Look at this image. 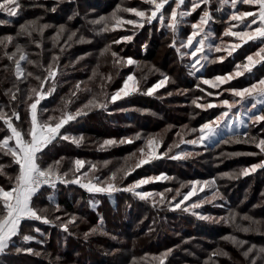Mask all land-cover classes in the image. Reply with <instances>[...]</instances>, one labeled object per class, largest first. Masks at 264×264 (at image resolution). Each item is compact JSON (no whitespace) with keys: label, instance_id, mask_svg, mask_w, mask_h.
<instances>
[{"label":"trees","instance_id":"16d2710c","mask_svg":"<svg viewBox=\"0 0 264 264\" xmlns=\"http://www.w3.org/2000/svg\"><path fill=\"white\" fill-rule=\"evenodd\" d=\"M21 3L24 5V10L19 17L9 18L5 13L0 12V20L11 19L12 21L11 24L0 25V36L15 35L20 24L26 20L42 17L40 23L56 26L63 23L69 29H79L78 35L82 34L87 40L92 41L91 43L73 42L71 47H65V51L59 53V47L53 48L51 40L56 29H47L44 33V52L41 59V56L36 55L40 49H37L27 37L18 38V42L25 47L33 60L41 61L47 65L53 52L59 53L61 57V74L57 77L56 91L38 106L40 109L47 110L43 112L41 117L43 120H47L49 115L60 116L61 113L58 109L63 106L62 98H69L74 85L79 81L84 82L81 89L87 87L91 91L82 90L78 93V98H74L75 102L70 105L72 111L86 103L94 95H98L101 77L111 75V81H105V91L110 94L122 87L124 79L132 73H135L136 79L140 81L142 90L152 87L161 78V73H166L175 81V83L169 82L166 87L160 88L152 96L135 93L115 104H109L107 111L93 109L87 116L80 118L78 123L72 122L65 126L72 135L79 136L82 134L84 136L85 139L79 147L68 141L57 140L45 150L47 155L43 159L48 163L62 156L65 157L64 170H67L71 166V162L77 158L96 164L95 175L99 176L102 181L107 180L112 172L121 167L133 166L140 157L137 149L145 148L147 152L145 141L149 136H155L162 140L158 153H164L170 145L178 143L179 137L174 134L176 132L165 130V125L171 123L178 128L185 124L189 128L200 126L199 119L202 111L191 106V100L199 92L198 90L192 91L196 87L197 80L200 76L212 78L215 75L228 73L232 70V62L238 61V57L244 59L248 53L245 44L243 46L245 48L238 54L239 56L234 53L233 56L227 57L223 63H209L200 73L190 74V69L186 65H189L191 61L188 58L182 61L175 50L168 46L172 39L171 32L166 28H161L157 21H153L151 26L146 24L143 29H136L131 42L112 45V50L118 52L122 57L133 58L139 62V66L126 64L113 66L110 54L101 56V49L106 44L111 43L112 40L120 39L124 35H133V26L125 25L116 31L101 33L99 32L101 26L92 25L88 21L98 19L101 16H109L118 5L147 9L149 6L142 4L141 0H79L80 6L77 10L80 15L72 21H68L67 17L72 15L76 5L62 4L56 13H52L45 12L43 8L34 5L44 4L45 7L51 8L54 0H21ZM185 3L188 5L189 0H185ZM171 6L175 7L174 4ZM218 6V0H212L215 22L209 26L219 37L228 26L225 21L231 13V8L229 5H225L222 11L217 12L215 9ZM165 7L167 10L168 6ZM239 7L241 10L245 8L244 6ZM252 9L256 8L252 7ZM199 13L200 10L198 9L192 16L186 17L185 22L180 25L181 39H185L187 34L192 31L191 23L199 19ZM120 15H123L125 19H139L129 13H121ZM67 34L66 32L61 36V45H63ZM36 39L39 37L37 36ZM223 40L225 43L229 41L228 37H224ZM218 41L216 42L218 43ZM145 43L148 45L147 49L142 47ZM163 46L166 51L159 57ZM13 50L14 46L9 45L8 51ZM216 55L219 54L212 53L213 57ZM78 57H83V59L77 62ZM4 65H8L7 72L4 71ZM22 66L34 74L44 75L37 67L26 65L24 62H22ZM263 68L260 64L256 65L253 69L256 73L254 79L259 77ZM93 70L98 75L90 81L89 78L92 77ZM247 75L246 72L245 77H239L233 81V84L239 81L243 84L252 81V78H247ZM12 83V64L3 58L2 51H0V107H4L8 103V97L4 96L3 93L5 89L12 86ZM30 86H37V81L30 78L26 83L20 85L25 90ZM181 87L189 90V98L168 95L170 91ZM180 102L184 103L185 106L175 107ZM121 108L127 109V111H120ZM4 110L8 111L6 107ZM19 110L22 119L27 121L28 117L24 111V106H20ZM150 117L156 119L153 120L155 124L149 123ZM2 125L3 122L0 121V126ZM23 127L27 129L28 124L24 123ZM256 128L250 130L251 134L256 135L260 132L261 129ZM61 131L64 132L65 129ZM245 131L247 130L225 135L220 139H228ZM137 133L140 134L141 139L132 144L117 143L101 148L105 140L120 141L125 137H134ZM4 134L3 131H0V137ZM196 134L193 133V136ZM188 137L192 136H185V139H190ZM207 150L205 158L209 164L208 167L213 168L215 172L223 173L239 169L240 160L238 158L230 159L231 157L227 155L229 151L226 144L215 143ZM179 151L180 148L174 147L169 156ZM189 151H193V149ZM133 152L137 153L136 157L128 159L126 162V158ZM220 159L222 163L226 161L228 164L220 166L218 164L220 162H217ZM105 161L109 162L106 167L104 166ZM0 162L7 164L10 162V157L0 154ZM194 163L195 160L192 158L172 160L165 156L161 159H153L151 163L136 169L126 179L118 180V184L127 186L142 177L163 173L174 179L150 183L139 190L158 193L163 192L166 188H171L173 192L167 194L168 199H171V196L175 195V189L179 188L181 183L194 180L196 177L193 174L194 169L190 167ZM87 167L86 163L85 169L82 171H87ZM7 171L9 174L15 173L14 168H9ZM247 177H240L235 180L220 179L219 188L224 194V200H213L198 209L189 208L187 213L180 210L170 211L167 205L153 207L150 202L141 201L128 192H117L108 196L106 194H91L75 184L67 186L59 184L54 194L60 209L67 212L68 215L75 214L81 218L75 226H70L72 234L68 235L58 228L39 221L25 222L23 234L35 235L37 239L45 240L44 244H37L33 241L25 246H30L45 254L39 257L12 254L3 259L6 264H50V262L51 264H158V260L154 258L159 257L168 249H173L174 251L168 256L166 264H203L210 253L223 244V250L230 254L231 259L227 257L215 258L218 260V264H248V261L241 255V250H237L230 242L222 240L221 237L230 234L236 235L239 239L247 240L249 244H255L259 247L264 246V234L243 233L237 231L230 224L200 220L192 214L196 212L205 216H216L221 213L224 217H228L230 210H234L241 216L248 214L256 220L264 221V203L260 207L257 205V201L262 196L261 193H264V170H258L249 180ZM0 185L5 186L6 189L10 186L9 181L4 176H0ZM188 190V188H184L181 191L187 192ZM48 192H52V190L49 189ZM47 194L45 193V196L37 201L39 207L49 206L46 199ZM181 198L178 197L177 200ZM156 199L158 200L159 197ZM90 200L98 201V207L95 209L91 207L89 205ZM189 203L185 202L181 207L190 205ZM100 216L104 218L105 230L108 235L97 234L86 241L84 233L96 225ZM238 222L242 223L243 226H248L249 223L248 221H239V218ZM33 227L40 228L44 236L41 237L32 232L31 228ZM212 231L216 235L210 234ZM112 236L117 238L114 240L111 238ZM13 239L18 244L20 243L19 237ZM195 244L200 245L201 249L194 246ZM248 246L245 245V248Z\"/></svg>","mask_w":264,"mask_h":264},{"label":"snow or ice","instance_id":"6c2138e0","mask_svg":"<svg viewBox=\"0 0 264 264\" xmlns=\"http://www.w3.org/2000/svg\"><path fill=\"white\" fill-rule=\"evenodd\" d=\"M218 2L219 6L215 9L217 12L222 11L225 5H230L231 8V13L228 15L227 21H225L228 26L219 37L216 36L214 30L209 26L215 22L212 11V0H189L188 5H186L185 0H141L142 4L149 6L147 9L118 5L116 10L109 16H101L98 19L88 21L92 25L101 26L99 28V32L101 33L116 31L125 25L133 26V35H124L120 39L112 40L111 43L106 44L101 49V56L110 54L113 66L124 64L139 66V62L133 58L122 57L118 52L112 50V45L131 42L136 29H143L146 24L151 26L153 25V21H157L161 28H166L171 32L172 39L168 46L175 50L182 61L185 58L191 61L189 65H186L190 69V74L200 73L206 64L223 63L227 57L233 56L238 49L248 44L249 41H259L261 45L254 54L245 56L246 62L237 63L234 71L223 75H215L212 78L199 77L196 89L201 93H205V95L194 97L191 100V104L196 109L205 112L210 109H220L218 115L200 124L198 128H189L187 124L182 125L181 131L176 133L177 137H179V142L170 145L164 153H158L157 151L162 144V140L155 136H149L145 141L147 152L145 148H138L137 151L140 157L137 159V162L131 167L117 169L105 181H102L99 176L95 175L97 170L96 164L77 158L71 162V166L67 170H64L63 162L65 161V157L62 156L48 163L43 159L47 155L45 150L57 140L68 141L79 147L85 139L84 136L82 134L79 136L72 135L65 126L70 125L72 122L78 123L80 118L87 116L93 109L107 111L109 104H115L117 101L123 100L125 97L135 93L152 96L160 88L166 87L169 82L175 83V81L166 73H161V78L152 87L142 90L140 81L136 79L135 73H132L124 79L122 87L110 94L105 91V81L110 82L112 79L111 75L101 77L98 95H94L86 103H83L72 111L70 110V105L75 102L74 98H78V93L82 90L91 91L87 87L81 89V85L84 82L79 81L74 85L69 98H62L63 106L58 109L61 113L60 116L49 115L47 120H43L41 117L43 112L47 110L40 109L38 106L56 91L58 84L57 77L61 74V57L59 53H63L65 47H71L73 42L91 43L92 41L87 40L82 34L78 35L80 33L79 29H69L63 23L58 26L40 23L42 17L26 20L20 24L15 35L0 36V51H2L3 58H6L12 64L13 76L12 86L5 89L3 93L4 96L8 97V103L4 107H0V121L3 122V125L0 126V131L5 133L0 137V154L10 157L9 163L0 162V176H4L10 185L7 189L5 186L0 185V264H6L3 258L12 254L17 256L27 254L37 257L45 254L36 251L30 246H25L31 244L33 241L37 244L45 243L44 239H37L35 235L23 234L25 222L39 221L58 228L68 235L72 234L70 226H75L81 218L75 214L68 215L65 213V216L55 214L61 211L54 194L59 184L65 186L75 184L91 194H106L108 196H112L117 192H128L141 201L150 202L153 207L157 205L164 207L167 205L170 211L180 210L187 213L189 208L198 209L205 203H211L213 200H224V194L217 185V178L206 181L190 180L183 182L179 188L175 189V195H172L171 199H168L167 196L168 193L173 192L171 188H166L163 192L158 193L139 190L144 185L150 183L174 179L166 174L161 173L158 176L144 177L127 186H120L118 180L122 181L126 179L136 169L151 163L153 159H161L167 156L172 160H185L194 155H200L199 152L193 153L183 150L170 156L169 153L173 151L174 147L180 148L181 144L206 147L208 141L220 135L222 128H232L237 123L249 130L228 139L218 140L216 143H243L252 145L258 149V152H233L227 155L261 156L262 158L258 163H253L250 166L231 172H223L219 178L235 180L240 177L250 176L258 170H264V127H262L264 126V77L259 78L246 87L238 88L231 84L233 80L244 76L246 72L253 74V69L257 64L264 67V0H218ZM62 4L76 5V9H73L72 15L67 17L68 21H72L76 16L80 15L77 10L80 6L79 0H54L51 8L45 7L44 4H35L34 6L43 8L45 12L56 13ZM172 4L175 7H172ZM166 5L168 6L167 10ZM244 5L250 6L249 9L241 10L239 6ZM252 7H255L257 10H251ZM198 9L200 10L199 19L191 23L192 31L187 34L185 39H181L180 25L185 22L186 17L192 16ZM23 10L24 5L21 3V0H0V12L5 13L9 18L19 17ZM121 13H129L139 19H125L123 15H120ZM11 22V19L0 20V25L11 24ZM253 25H256V27L253 28ZM51 28L56 29L55 35L51 37L52 46L53 48L59 47V53L53 52L51 59L45 65L41 61L31 59L25 47L18 42V38L27 37L37 49H40V52L36 53V55L41 56L42 59L44 33L47 29ZM66 32L68 33L67 37L63 45H61V36ZM37 36L39 39H36ZM224 37H232L235 40L234 42L225 44ZM217 40L220 42L217 43ZM9 45L14 46V50L11 52L8 51ZM142 47L147 49L148 45L145 43ZM212 53L219 55L213 57ZM254 56L256 59H254ZM81 59L83 57H78L77 62ZM22 62L26 65L39 68L44 75L28 71L26 67L22 66ZM7 70L8 65H4V71L7 72ZM97 75L98 73L93 70V75L89 80H93ZM30 78L37 81V86H30L26 90L22 89L20 85L26 83ZM202 85H207L211 89H217V91H206ZM224 85H229V87L225 88L223 87ZM188 91V89H184L177 94H186ZM225 93L231 99L226 98ZM168 95L171 96L173 93L169 92ZM213 96L216 98L215 102L206 98ZM20 106H24V111L28 117L27 121H24L21 117ZM5 107L8 111L4 110ZM120 111H127V109L121 108ZM245 118L247 123L245 122ZM24 123L28 124L27 129L23 127ZM256 127L261 129L260 132L256 135L251 134L250 129ZM62 129H65V131L62 132ZM193 133H198L194 139H185V136L192 135ZM140 139L139 133L134 137L122 138L120 141L108 139L104 141L101 148L113 146L117 143L132 144ZM136 155V152L130 153L129 157L126 158V162L128 159L136 157ZM222 155L224 154L222 153ZM86 163L88 165L87 171H82L85 169ZM108 163V161H105L104 166L106 167ZM9 168H14L15 173L9 174L7 171ZM206 187L213 189L211 197L205 195L198 201L183 208L181 207L185 201H189L192 197L204 192ZM184 188H188L189 190L182 192L181 190ZM49 189L52 192H48ZM45 193H48L46 199L49 206L39 207L37 201L44 197ZM261 195L264 196V193H261ZM156 197H159V199L157 200ZM178 197L182 198L177 200ZM98 204V201H89V205L94 209L98 207ZM50 210L52 211L51 217L49 216ZM192 214L196 215L200 220L230 224L237 231L243 233L257 232L264 234V221L256 220L248 214L241 216L234 210H230L228 217L219 218L205 216L196 212ZM238 218L239 221H248V226H243L242 223H239ZM31 231L39 234L41 237L44 236V233L38 227L31 228ZM97 234L108 235L105 230L103 216L98 218L95 226L84 233V239L87 241L91 236ZM14 237L20 238L19 244L13 239ZM111 238L115 240L117 237L112 236ZM221 239L230 242L237 250H241V255L248 261V264H258V262L259 264H264V246L258 247L255 244H249V241L239 239L236 235L231 234L223 236ZM245 245L249 246L245 248ZM173 251V249H168L154 259L158 260V264H166L168 256ZM218 257L231 259L227 251L218 247L210 253L208 258L203 261V264H218V260L215 259ZM57 259L59 258L57 257Z\"/></svg>","mask_w":264,"mask_h":264},{"label":"rangeland","instance_id":"374dc122","mask_svg":"<svg viewBox=\"0 0 264 264\" xmlns=\"http://www.w3.org/2000/svg\"><path fill=\"white\" fill-rule=\"evenodd\" d=\"M175 6V5H174ZM230 6V5H229ZM244 9H242V10H248L249 9V7L250 6H246V5H244ZM251 10H253V11H256L257 9H252L251 8ZM231 11V10H230ZM249 19H251V18H249ZM253 26H255V25H253ZM256 27V26H255ZM255 27H253V28H255ZM228 42H226L225 44H229V43H231V42H234V40H235V38H232V37H228ZM220 41H218V43H219ZM251 42V43H250ZM261 45H260V42L259 41H255V42H253V41H249L248 42V44H246V49H248V53L246 54V55H252V54H254L257 50H258V48L260 47ZM245 47H243V48H241V49H238L237 50V52L235 53V55H238V54H240L241 52H242V50L245 48ZM248 47V48H247ZM162 50H160V51H162V53L159 55V57H161L163 54H164V52L166 51V48L163 46L162 48H161ZM250 52V53H249ZM234 55V56H235ZM245 55V56H246ZM239 56V55H238ZM245 56H244V59H240L239 57H238V61H236V60H234V61H236V62H232L233 63V67H232V70L231 71H229V72H232V71H234L235 70V65L237 64V63H242L244 60H245ZM254 59H256V57L254 56ZM157 62H159L160 63V61H157ZM244 62H246V61H244ZM202 63H203V61H202ZM231 63V64H232ZM258 65V64H257ZM228 72V73H229ZM261 73H260V75H259V77L257 78V79H254V78H256V73L254 72V70H253V74H249V73H247L248 75V77L247 78H249V79H251L252 78V81H249V82H246V83H241V81H239V82H237V83H235V84H233V81H232V86H235V87H238V88H240V87H246V86H248L249 84H251V83H253V82H255L256 80H258L259 78H261V77H264V68H263V70L262 71H260ZM224 73H222V75H223ZM226 74V73H225ZM245 77V76H244ZM207 78V77H206ZM245 81V80H244ZM199 82V79L197 80V83ZM196 83V84H197ZM173 85V84H172ZM202 87H204L205 89H206V91H211V92H215V91H217V89H211V88H209L207 85H202ZM223 87H225V88H227V87H229V85H224ZM184 89H186V88H178V89H175L174 91H170V92H172L173 93V95H179V96H181V98H183V97H186V98H189L190 96L188 95V92L186 93V94H177L178 92H180V91H182V90H184ZM193 90H197L196 89V87H194L193 89H192V91ZM161 93V92H160ZM197 96H202V95H205V93H201V92H197V94H196ZM225 97L226 98H229V99H231V97L227 94V93H225ZM208 100H210V101H213V102H215L216 101V98L213 96V97H206ZM222 98H224V97H222ZM186 101V100H185ZM184 103H182V102H180L178 105H175V107L176 106H185V105H183ZM191 106L192 107H194L192 104H191ZM259 107V106H258ZM198 110H200V109H198ZM235 111V110H234ZM219 112H220V109H210V110H208L207 112H205V111H202V114L200 115V123L199 124H202V123H204L205 121H207V120H210V119H213L214 118V116L215 115H218L219 114ZM170 113V112H169ZM151 118V117H150ZM199 118V117H198ZM153 120H156V119H152L151 118V120L149 121V123L152 125V124H155L154 122L155 121H153ZM245 122L247 123V120H246V118H245ZM171 126V127H170ZM199 127V126H198ZM197 127V128H198ZM262 127H264V126H262ZM259 127H257L256 129H258ZM166 129H168V130H174L173 132H178V131H181V128H178L177 126H175V125H173V124H171V123H169L168 125H165V130ZM252 129V128H251ZM250 129V130H251ZM244 130H249V129H246V128H244L243 126H240L238 123L237 124H235V125H233V127L232 128H222L221 130H220V135L219 136H217V137H214L212 140H210V141H208L207 142V146L206 147H204V146H194V145H190V144H181L180 145V151L181 150H183V151H187V152H193V153H195V152H199L200 153V155H194L193 157H191L192 159H194L195 160V163L193 164V165H191L190 167L191 168H193L194 169V175H196V177H194V180H200V181H206V180H211L212 178H217V185L219 186L220 185V174L221 173H217V171L215 172L214 170H213V168H209L208 167V165L209 164H207L208 162H207V160H206V158H205V154H206V152H208V150H207V148L208 147H210V146H212L213 144H215L216 143V141H218V140H221L220 138H222V137H224L225 135H231V134H234V133H238V132H240V131H244ZM164 133V132H163ZM176 133H174V134H176ZM158 134H160V133H158ZM198 135V133L195 135V136H193V134L191 135L192 137H188V138H190V139H194L196 136ZM14 143V142H13ZM226 146H227V149H228V151H229V153H233V152H241V153H247V152H258V149H256L254 146H252V145H248V144H243V143H240V144H236V143H228V144H226ZM190 149H193V151H189ZM158 151V150H157ZM229 157H231L230 159H234V158H238L239 160H240V162H241V164L239 165L240 167H239V169H241V168H243V167H247V166H250L251 164H253V163H258L259 161H260V159L262 158L261 156H247V155H242V156H229ZM197 161H199V162H197ZM217 162H220V163H218V164H220V166H223V165H227L228 164V162H224V163H222L221 162V159L219 160V161H217ZM263 171V170H262ZM261 172V171H260ZM158 175H160V174H157V175H149V176H158ZM253 175V174H252ZM252 175H250V176H248L247 177V179L249 180L251 177H252ZM145 177H148V176H145ZM142 178H144V177H142ZM141 178V179H142ZM196 178V179H195ZM163 181V180H162ZM252 183V182H251ZM147 185H149V184H147ZM147 185H144V186H147ZM212 191H213V189L212 188H210V187H206L205 188V191L204 192H201V193H199V195L198 196H194V197H192L189 201H185V202H190L189 204H191V203H193V202H196V201H198L199 199H201V198H203L205 195H207L208 197H211L212 196ZM153 193V192H152ZM264 203V196H261L260 197V199L257 201V205L260 207L261 206V204H263ZM206 204V203H205ZM263 210V209H262ZM65 213L67 214V212H64L63 210H61L59 213H55V214H57V215H61V216H65ZM49 216L51 217L52 216V211L50 210V212H49ZM211 217H215V218H219V217H224L223 216V214H218V215H211ZM221 223V222H220ZM210 234H212V235H216V234H214L213 233V231L210 233ZM194 246H197V248H199V249H201V247H200V245H194ZM184 248V247H183ZM219 248H222V249H224V247H223V244H221L220 245V247ZM84 256H86V254H84ZM191 256H194V255H191ZM185 264V263H184Z\"/></svg>","mask_w":264,"mask_h":264}]
</instances>
